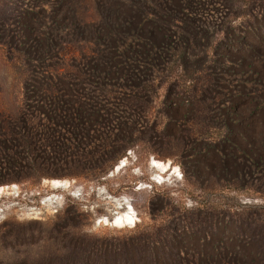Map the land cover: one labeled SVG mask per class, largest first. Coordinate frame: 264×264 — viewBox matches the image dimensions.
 Segmentation results:
<instances>
[{"label": "rangeland", "instance_id": "374dc122", "mask_svg": "<svg viewBox=\"0 0 264 264\" xmlns=\"http://www.w3.org/2000/svg\"><path fill=\"white\" fill-rule=\"evenodd\" d=\"M192 1L0 0V181L15 180L0 183V264H264V0ZM136 49L155 63L132 75L145 88L115 161L73 149L78 165L4 167L50 151L16 149L20 122L55 114L50 93L72 106L92 70L123 104Z\"/></svg>", "mask_w": 264, "mask_h": 264}, {"label": "trees", "instance_id": "16d2710c", "mask_svg": "<svg viewBox=\"0 0 264 264\" xmlns=\"http://www.w3.org/2000/svg\"><path fill=\"white\" fill-rule=\"evenodd\" d=\"M158 0H140L145 8L154 6ZM194 3V0L192 1ZM167 9V16L172 19L177 27L193 31L201 26L200 17L198 12L194 8H186L180 16H172L170 8ZM187 26L190 28L188 29ZM195 32V31H194ZM180 38L183 42H191V37L184 33H180ZM136 39V37L134 38ZM127 45L132 47L134 40H127ZM135 51L136 59L127 60L124 75L120 77L125 84L126 97L123 104L112 105L110 92L116 85L115 78L109 75L100 74L97 70H92L90 74L82 77L81 82H78L82 86V91L79 92L76 97V101L72 106L67 105V102L63 98H56L52 93L49 94L48 100L55 105L52 116L41 118L38 116L36 120H23L18 126L20 130V136L16 139V149L30 148L32 150L48 149L50 150L45 155H32L25 157L18 152V155H6L4 161V167L11 171L26 172L27 170L34 169L41 171L47 163L53 164L56 162H67L69 164L78 165L76 162L79 160L78 154H69L68 152L73 149L82 151L85 155L82 160H90L91 162L98 164L99 162L115 161L117 158L113 156L114 146L116 141H121L122 135L126 134L127 138L133 135V125L131 120L133 118V112H135V98L138 93L142 92L145 86L142 81L134 79L137 75V69H149L154 67L155 59L144 54H139L138 50ZM167 54L177 53V48L174 45V40L169 42L167 46ZM178 54V53H177ZM181 59H184L183 51L180 52ZM141 90V91H139ZM71 107V108H70ZM96 109L97 114L95 119L90 118L89 110ZM35 121V122H34ZM129 135V136H128ZM118 145V144H117ZM121 148L117 157L119 158L125 153L126 147L119 146ZM123 152V153H122ZM22 155V156H21ZM113 156V157H112ZM115 157V158H114ZM39 176L56 177V174H39ZM15 181L14 178H10L0 183H9ZM72 263L71 260H69ZM61 263V262H60ZM62 264H69V262H63Z\"/></svg>", "mask_w": 264, "mask_h": 264}, {"label": "bare ground", "instance_id": "6f19581e", "mask_svg": "<svg viewBox=\"0 0 264 264\" xmlns=\"http://www.w3.org/2000/svg\"><path fill=\"white\" fill-rule=\"evenodd\" d=\"M152 165L159 168L161 171H166L168 169V165L166 164H162L156 160L153 159L152 161ZM120 167V166H119ZM52 185L55 187V188H62V187H67V181H64V180H58V179H53L51 181ZM3 189V187L0 186V192L1 190ZM126 214V213H125ZM126 219H124L122 222H118L116 223L117 225H124L123 223L127 222V224H130L132 225L134 223V219L133 217H131L130 215L126 214L125 215ZM115 223V222H114Z\"/></svg>", "mask_w": 264, "mask_h": 264}]
</instances>
